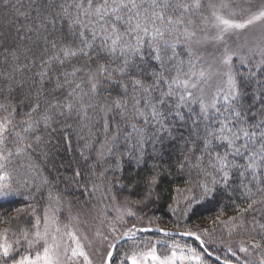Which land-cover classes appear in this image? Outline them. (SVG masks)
Returning <instances> with one entry per match:
<instances>
[{
	"label": "snow or ice",
	"instance_id": "1",
	"mask_svg": "<svg viewBox=\"0 0 264 264\" xmlns=\"http://www.w3.org/2000/svg\"><path fill=\"white\" fill-rule=\"evenodd\" d=\"M173 158L171 210L242 200L213 224L247 238L235 261L264 264V0H0V200L27 202L0 220V264H94L92 212L109 229L101 264L121 239L118 264H209L196 232L179 234L202 251L160 255L136 243L152 229L119 227L145 219Z\"/></svg>",
	"mask_w": 264,
	"mask_h": 264
},
{
	"label": "trees",
	"instance_id": "2",
	"mask_svg": "<svg viewBox=\"0 0 264 264\" xmlns=\"http://www.w3.org/2000/svg\"><path fill=\"white\" fill-rule=\"evenodd\" d=\"M164 166H171L172 174L170 176L166 174L162 179V182L159 186V199L152 201L150 203V206L144 208L143 211H141L140 209H136V206H133L134 209L137 210L139 215H145V219L143 220V222L147 223V226L144 227L161 228L164 226V224H166L167 226L172 227L171 229L177 230L179 232H183L186 230L194 231L197 225L205 222V220L207 221L208 218H211L215 215H220L221 219L226 221L230 217H234L238 214L236 211L237 206H245L242 200L237 198L235 199V202H233V198L227 195H223L207 199L204 202L195 205L193 210L189 212L186 217L183 216L182 213H174L169 205L172 204L173 197L176 195L175 189L178 187L183 188L185 186L183 182L184 177L178 176L176 174V170L174 167V158L172 160H168ZM77 195L79 194L77 193ZM26 203L27 202L21 197H11L5 200H0V220H3V218L5 217H11L15 215L14 209L16 207H24ZM37 212H41V208L38 207ZM149 218H151V223H149ZM30 219V217L22 216L19 221L12 222V228L19 229L21 227L27 226V221ZM131 220H136V218H133ZM7 227H9L8 224L0 222V230H3ZM213 228H215V231H211ZM208 230L209 237L207 238H209L211 242H213V236L214 238L222 237L225 239L229 237L228 230L222 224H213L208 228ZM235 232L238 233L239 229H237ZM150 234L155 235L153 233ZM11 239V233H9V240ZM131 242L132 241L125 240L121 244L129 245ZM213 253V256H216V254H218V252L215 251H213ZM208 259L213 264H219L212 258Z\"/></svg>",
	"mask_w": 264,
	"mask_h": 264
},
{
	"label": "rangeland",
	"instance_id": "3",
	"mask_svg": "<svg viewBox=\"0 0 264 264\" xmlns=\"http://www.w3.org/2000/svg\"><path fill=\"white\" fill-rule=\"evenodd\" d=\"M73 212H76V209H73ZM66 215H67V210L60 213L62 222H64ZM95 216H96L95 212L89 213L87 216L82 215L81 216L82 221L86 220L87 223H83V222L81 223L80 231L86 234L89 237V240L92 242V246L88 247L89 241H82L85 245V250L89 253L91 258L93 259L94 264H101V257L107 251L106 245L108 242L104 241L103 242L104 246L102 247L100 239L95 236V232H96V229L99 228L102 233L108 234L109 229L107 227V223L102 224L98 219L95 218ZM126 219L128 220V224L119 225L121 229L130 227L132 224H136L138 227L147 226V223L143 221H138L137 219L131 220L133 219L132 217H129ZM217 220H222L220 215H215L211 218H208L207 221L205 220V222L197 225L193 232L200 234L201 238L205 242V247H207L209 250L218 252V254L216 255H219L222 259L225 257H228L232 259L235 262V264H239V262L235 261V257L231 256V253L229 252V246H231L232 250L237 252V255L243 257L244 254L239 252L238 246L242 239L246 241L247 238L239 234V232L238 233L235 232L233 236L227 237V239L222 238V237L214 238L213 236V242H211L209 238H207L209 237V235H204V230L212 226L213 221H217ZM154 228H158V227H154ZM161 228L167 229V230H174V229H171L172 227H169L166 224H164V226ZM174 231H177V230H174ZM135 239H136V243L150 242V243L156 244L157 253L160 255H170V252H171L170 246L172 243L179 244L185 249L187 247H192V248H195L197 251H202V249L200 248V243L197 240L191 239V238L171 237V236H165L161 234L151 235L150 233H143ZM121 243L116 247L117 251L114 252V255H113V260L116 262V264H118L120 253H122L123 251L127 249L132 248L133 246V242H131L129 245H126V244L123 245ZM177 251L179 252V249ZM205 258L208 259L206 255H205ZM148 264H152V262L149 261ZM192 264H195V262L193 261ZM209 264H213V263L209 260Z\"/></svg>",
	"mask_w": 264,
	"mask_h": 264
},
{
	"label": "water",
	"instance_id": "4",
	"mask_svg": "<svg viewBox=\"0 0 264 264\" xmlns=\"http://www.w3.org/2000/svg\"><path fill=\"white\" fill-rule=\"evenodd\" d=\"M143 228H150L152 229V231H147V232H139L138 234H136V238L139 237L141 234L143 233H153V234H161L164 235V232H168V233H172L173 235H171V237H182V238H191V239H195L194 237H188V236H181L179 233V231H174V230H167V229H162V228H154V227H143ZM125 241L124 239H121V241L119 243L116 244V247L121 243ZM199 242V241H198ZM214 261H215V256L211 257ZM217 263H219L218 261H216Z\"/></svg>",
	"mask_w": 264,
	"mask_h": 264
}]
</instances>
